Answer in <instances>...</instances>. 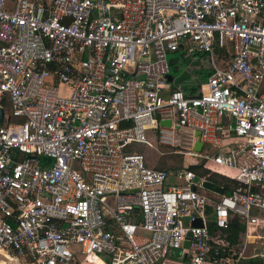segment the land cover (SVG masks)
<instances>
[{
  "label": "built area",
  "instance_id": "2783aa9c",
  "mask_svg": "<svg viewBox=\"0 0 264 264\" xmlns=\"http://www.w3.org/2000/svg\"><path fill=\"white\" fill-rule=\"evenodd\" d=\"M180 49L194 92L168 79ZM0 108V264L264 256L247 252L264 230V0H0ZM150 133L210 172L166 185L130 148H158ZM212 173L236 180L229 194L204 188Z\"/></svg>",
  "mask_w": 264,
  "mask_h": 264
},
{
  "label": "rangeland",
  "instance_id": "374dc122",
  "mask_svg": "<svg viewBox=\"0 0 264 264\" xmlns=\"http://www.w3.org/2000/svg\"><path fill=\"white\" fill-rule=\"evenodd\" d=\"M168 57L170 60H172L171 64V70L172 72H175L177 75L181 73V71L185 68L184 60H183V54L182 49L177 51H170L168 53ZM204 63V62H203ZM196 73L199 77H202L206 72L207 68L205 65H199L196 67ZM195 80V77H191L186 79L181 83V85L185 88L188 84H194L193 82ZM154 145H156L158 148L152 147L147 145L145 142H135L133 147H136L140 152H142L145 155V161L146 164L149 166H155L157 168H167L169 169V176L165 181L166 185H172L179 183L180 179L177 177L176 171L178 169L182 170L185 165L190 164L192 161H196V159L191 158L189 156H185L183 153H181L182 148H176L174 146H167L162 144H157L156 136L153 133L149 134L148 137ZM131 146V148H133ZM176 170V171H175ZM263 235V237L256 240L254 245L251 246L249 244L248 254H252L255 251H260L264 249V230L259 231ZM171 256H174V254H171ZM264 261V256H262ZM264 264V262H263Z\"/></svg>",
  "mask_w": 264,
  "mask_h": 264
},
{
  "label": "trees",
  "instance_id": "16d2710c",
  "mask_svg": "<svg viewBox=\"0 0 264 264\" xmlns=\"http://www.w3.org/2000/svg\"><path fill=\"white\" fill-rule=\"evenodd\" d=\"M206 77V74L204 75ZM191 90V89H189ZM188 91V90H186ZM164 168V167H161ZM188 169L192 170L195 174L198 175H205L209 173L210 171L205 168L202 164L198 163H192L188 165ZM209 179L222 185L225 188V191L227 194H229L233 188L234 185H236V181L228 178L225 175L219 174V173H212L209 176ZM211 211V207H210ZM209 227L210 231L213 233L217 230V226L215 224V221L211 219L209 221ZM245 230V225L241 222V220L237 217H233L229 223V229H227L226 232V239L229 242V246L237 244L240 240V233ZM263 258L261 256H254L249 257L243 260L242 264H263L262 262Z\"/></svg>",
  "mask_w": 264,
  "mask_h": 264
},
{
  "label": "water",
  "instance_id": "95a60500",
  "mask_svg": "<svg viewBox=\"0 0 264 264\" xmlns=\"http://www.w3.org/2000/svg\"><path fill=\"white\" fill-rule=\"evenodd\" d=\"M190 63L192 65L199 64V62L192 61V56H187L186 58H184L185 69H183L182 72L178 75H176L175 72L169 73L168 74L169 81L171 83L177 85L179 83H182L186 79H188L190 77V72L186 68L190 65ZM3 114H4L3 108H0L1 118H3ZM161 123L164 125H168V126L171 124V122L169 120L162 121ZM202 145H203L202 141L199 140L195 145V149L200 150L202 148ZM198 180H199V176L196 175L194 177V181L197 182ZM203 186L205 189L212 191V192H215V193H218V194H223L225 192V188L222 185H219V184H217L211 180L204 181ZM201 225H202V221L200 219L193 222V226H201ZM190 235H191V233L188 234V236H190ZM185 245L186 246L189 245L188 240L185 242Z\"/></svg>",
  "mask_w": 264,
  "mask_h": 264
},
{
  "label": "crops",
  "instance_id": "0c3cea01",
  "mask_svg": "<svg viewBox=\"0 0 264 264\" xmlns=\"http://www.w3.org/2000/svg\"><path fill=\"white\" fill-rule=\"evenodd\" d=\"M182 54H183V60H184V58H186L187 57V55H185V53L182 51ZM191 64V63H190ZM185 66V65H184ZM177 75V74H176ZM199 77V76H198ZM189 78H191V75H190V77ZM203 79H205V76L203 75L202 77H199V80L198 81H202ZM193 82H195V80L193 81ZM180 85H181V83H179ZM196 85V82L194 83V84H188L184 89L185 90H188L187 92L188 93H190V92H194L195 91V89H194V87H196L195 86ZM189 89H191V90H189ZM225 121H227V118H225L224 117V122ZM197 135H199V133H197ZM223 144H224V146H223V150H226V151H228L229 150V147L230 146H228V144L230 143V138L228 139V140H225V139H223ZM214 148H215V146H209V145H202V148L200 149V150H204V151H215L214 150ZM226 148V149H225ZM197 161H192L190 164H192V163H196ZM202 164V163H201ZM189 165V164H188ZM188 165H185V167L182 169V170H186V169H188ZM157 168V167H156ZM164 169H167V168H164ZM168 171H170L169 169H167ZM178 170H180V169H178ZM177 170V171H178ZM176 171V170H175ZM176 171V172H177ZM198 175V174H197ZM228 178H230V179H232V180H235L233 177H228ZM212 181V180H211ZM236 181V180H235ZM214 182V181H213ZM216 183V182H215ZM218 184V183H217ZM220 185V184H219ZM225 193H226V191H225ZM242 222V221H241ZM243 223V222H242ZM244 224V223H243ZM245 225V224H244ZM245 233H246V227H245V230L244 231H242L241 233H240V237H239V242L237 243V244H234V245H232V246H234V248H237V245L239 244H241V242H243V240H245L246 239V236H245ZM255 235H257V234H253V235H251L249 238H248V241H249V244H251V246H255L254 244L255 243H253V242H256V240L257 239H259V237H257V236H255ZM248 244V245H249Z\"/></svg>",
  "mask_w": 264,
  "mask_h": 264
},
{
  "label": "bare ground",
  "instance_id": "6f19581e",
  "mask_svg": "<svg viewBox=\"0 0 264 264\" xmlns=\"http://www.w3.org/2000/svg\"><path fill=\"white\" fill-rule=\"evenodd\" d=\"M137 142H140V143H142V142H145V143H147L146 141H137ZM136 142V143H137ZM135 143V142H134ZM134 143H132V145H134ZM132 145H130V146H132ZM131 148V147H130ZM224 149V148H223ZM226 149V148H225ZM132 150L133 151H135V152H138V153H141V152H139V150L136 148V147H134V149L132 148ZM215 150V149H214ZM210 152V151H209Z\"/></svg>",
  "mask_w": 264,
  "mask_h": 264
}]
</instances>
